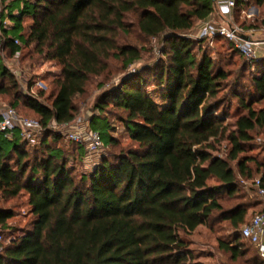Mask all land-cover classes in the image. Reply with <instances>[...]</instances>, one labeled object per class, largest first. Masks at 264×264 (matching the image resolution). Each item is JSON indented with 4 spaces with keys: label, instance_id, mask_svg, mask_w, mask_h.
<instances>
[{
    "label": "trees",
    "instance_id": "obj_1",
    "mask_svg": "<svg viewBox=\"0 0 264 264\" xmlns=\"http://www.w3.org/2000/svg\"><path fill=\"white\" fill-rule=\"evenodd\" d=\"M249 1L237 0L235 17ZM254 2L264 9V0ZM213 12V0H13L5 5L2 20L13 25H1V49L20 52L16 39L36 44L39 53L62 65L63 79L50 105L25 99L46 134L40 142L43 156L31 161L30 144L20 132L13 130L11 140L0 130V236L11 232L8 220L15 216L1 207L2 200L26 192L35 216L28 229L3 244L0 264H202L184 235L210 224L217 213L236 231L221 248L235 261L245 256L246 241L253 243L238 232L253 205L240 202L226 209L222 200L236 197L243 181L260 178L264 185V163L247 154L253 132L264 131V108L241 100L246 113L233 126L224 124L219 110L225 100L219 93L228 75L215 69L211 57L199 59L195 42L185 35ZM130 13L137 15L144 36L163 42L167 60L157 63L161 101L148 90L147 70L126 71L141 59L138 47L119 43L120 34L130 32ZM26 18L33 21L28 29ZM111 57L122 60L123 75L97 96L94 111L105 115L110 130L107 114L121 110L115 116L138 146L103 157L77 177L64 150L46 138H61L52 126L76 119V98L108 70ZM253 64L264 69V58ZM255 84L264 100V72ZM12 92L17 109L19 81L0 55V94ZM100 133L108 143L116 142L108 130ZM223 141L227 153L215 155ZM82 148L80 154L86 152Z\"/></svg>",
    "mask_w": 264,
    "mask_h": 264
},
{
    "label": "rangeland",
    "instance_id": "obj_2",
    "mask_svg": "<svg viewBox=\"0 0 264 264\" xmlns=\"http://www.w3.org/2000/svg\"><path fill=\"white\" fill-rule=\"evenodd\" d=\"M13 0H6L0 2V10L3 11L6 4ZM258 7L254 0H250L248 6H244V11L247 14L252 12V16L246 15L241 10H237L235 22L245 27L259 32H263L264 36V9L260 7V12L256 13L252 7ZM31 18H26L24 21L25 27L28 29L32 24ZM127 22L130 25V32L121 33L119 36L120 44H129L138 47L141 50V59L129 66L127 72H135L136 70H147L145 78L149 84L148 90L153 96L161 101L160 93L161 87L158 85L157 72L159 65L157 63H165L167 56H163L162 48L163 42L159 38H150L144 36L137 27V15L130 13L127 16ZM199 23V22H198ZM187 32L185 35L192 39L195 43L193 49L201 59L204 55L211 57L214 62L215 69H222L227 73V80L223 82V88L219 93V97L225 100L224 106L219 110V114L224 121V124L233 126L237 118L246 113L241 100L249 102L256 110L264 108V100L260 99V93L257 91L256 78L264 71L261 66L253 64L242 57L229 43L227 39L222 36H211L204 32V29L197 33L199 24ZM8 25L12 26L8 19ZM205 40L203 44H200ZM22 50L16 54L10 53L7 49H1L0 55L5 66L16 76L19 81L20 101L16 105L21 115L36 118L37 115L26 106L25 99L34 97L40 99L42 102L50 105L54 94L58 87L57 83L63 79L62 65L57 60L52 59L47 53L41 54L36 50V44L26 46L19 44ZM264 54V47L260 51ZM124 70L123 62L119 58L111 57L109 59V68L102 76H94L87 84V91L85 94L78 96L75 100L77 106L76 119L68 125H53L52 128L62 134L58 140L54 136L46 139L52 147H61L65 156L68 158V166L75 170V175L80 177L82 173L91 171L94 166L99 163L103 157H111L117 154L122 148L137 147L138 144L133 142L124 125L115 116L116 112L123 114L121 110L113 109L112 114L109 115L110 123L113 126L109 130V121L104 118L105 115L99 116L97 111H94V104L97 96L109 86L118 83L122 77ZM44 91V96L40 94ZM14 92L10 94H0V114L13 106ZM228 112L227 116L223 115L222 111ZM96 116L95 119H93ZM93 119V120H92ZM78 121L84 126H89L97 132L109 131V133L116 138V142H109L104 134L103 149L97 153H89L86 149L87 143H79L71 140L68 133L73 130ZM44 134L43 130L37 132L36 140L29 142V159L34 161L35 158L43 156L44 147L40 144ZM83 146V154L79 152V146ZM85 148V149H84ZM218 151L214 154L225 155L227 153V141H223L218 147ZM248 155L254 156L261 164L264 163V131L256 130L253 132V140L249 145ZM244 187L239 191L234 198L224 196L223 203L226 209H230L235 204L240 202L251 203L253 206L249 209V222L254 215H256L262 208L261 199L257 191L253 188L252 180L243 181ZM1 207L12 209L15 216L8 220L9 226L12 230L5 231L4 240L9 243L11 239L22 233L23 230L28 229L31 222L35 219L32 213V208L29 205V195L22 192L16 198L2 200ZM246 222V223H247ZM244 224L239 229V234ZM1 231V229H0ZM236 231L232 228L228 220L220 217L219 213L213 218L208 225L200 227L191 235L185 236L189 240L191 248L195 250L196 262L202 264H263L260 259L255 245L248 241L244 247L246 250L245 256L238 260L231 258V253L223 250L220 246L221 241H229L233 238ZM5 243V244H6Z\"/></svg>",
    "mask_w": 264,
    "mask_h": 264
},
{
    "label": "built area",
    "instance_id": "obj_3",
    "mask_svg": "<svg viewBox=\"0 0 264 264\" xmlns=\"http://www.w3.org/2000/svg\"><path fill=\"white\" fill-rule=\"evenodd\" d=\"M237 0H227L221 6V14L223 16L232 17L236 8ZM0 10V28L3 24L5 28H9L8 18L3 22ZM204 32L211 36H222L227 39L234 47L249 61L257 58L256 46L261 42L256 40H248L245 36L247 31L239 24L232 21H226L223 24L209 23ZM16 44H20V40H15ZM1 50V47H0ZM1 115L0 130L6 133L9 139L14 138V131L18 130L24 140L34 142L37 132L43 130V126L39 119L21 115L16 108L9 107ZM55 125V124H54ZM68 137L79 143H87V151L89 153H97L103 149L104 143L100 132L94 131L90 125L84 126L78 121L77 126L68 133ZM254 187L262 201L261 210L252 217L242 228V235L249 239L257 248L262 258H264V185L260 178L253 181ZM3 236H0V251L5 244Z\"/></svg>",
    "mask_w": 264,
    "mask_h": 264
},
{
    "label": "crops",
    "instance_id": "obj_4",
    "mask_svg": "<svg viewBox=\"0 0 264 264\" xmlns=\"http://www.w3.org/2000/svg\"><path fill=\"white\" fill-rule=\"evenodd\" d=\"M226 1L227 0H213V2H214V12H213V14L209 18H207V19H205L203 21H200L198 23L199 24V27H198L197 33L201 32L203 29H205V27L209 23H214V24L219 25V24L225 23L227 20L228 21H231V19H232L233 22H235L234 21L235 20V10L233 12L232 17L223 16L221 14V6L223 4H225ZM252 9H254L256 13H259L260 12V9L258 7H255L254 6V7H252ZM242 12L246 13V15H248V16H250V15L252 16V12L250 14H247V12L244 11V10H242ZM12 25H13V23H12ZM11 27L12 26H9V28H11ZM242 27L245 29L244 26H242ZM246 31L248 33L246 35V37H245L246 39H248V40H256V41H260L261 42L258 46H256V53H257V58L258 59L264 58V54H260V51L262 50V47H264V36H263V32L255 31L254 29L253 30L247 29Z\"/></svg>",
    "mask_w": 264,
    "mask_h": 264
},
{
    "label": "water",
    "instance_id": "obj_5",
    "mask_svg": "<svg viewBox=\"0 0 264 264\" xmlns=\"http://www.w3.org/2000/svg\"><path fill=\"white\" fill-rule=\"evenodd\" d=\"M246 37V36H245Z\"/></svg>",
    "mask_w": 264,
    "mask_h": 264
}]
</instances>
